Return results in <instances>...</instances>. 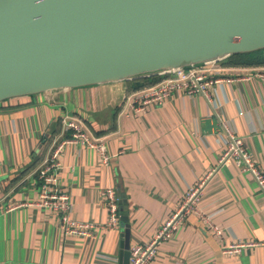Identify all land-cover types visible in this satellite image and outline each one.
Instances as JSON below:
<instances>
[{"label":"crops","instance_id":"0c3cea01","mask_svg":"<svg viewBox=\"0 0 264 264\" xmlns=\"http://www.w3.org/2000/svg\"><path fill=\"white\" fill-rule=\"evenodd\" d=\"M127 82L0 102V264H120L124 226L120 219L118 227L107 225L101 193L113 189L126 202L119 214L129 218L131 247L151 241L201 181L199 215L187 214L149 264H264V196L247 171L220 163L224 145L215 115L243 138L264 171V82L220 84L212 107L198 95L172 94L140 113L133 110L138 104H126ZM65 115L105 138L110 158L105 165L95 150L77 144H65L61 153L59 183L70 196L71 219L95 226L86 237L64 235L52 213L27 205L38 198L42 163L68 135ZM17 204L24 206L6 213ZM212 226L226 244L258 245L224 255Z\"/></svg>","mask_w":264,"mask_h":264},{"label":"water","instance_id":"95a60500","mask_svg":"<svg viewBox=\"0 0 264 264\" xmlns=\"http://www.w3.org/2000/svg\"><path fill=\"white\" fill-rule=\"evenodd\" d=\"M262 49L264 0H0V102ZM120 222L128 264V216Z\"/></svg>","mask_w":264,"mask_h":264},{"label":"built area","instance_id":"2783aa9c","mask_svg":"<svg viewBox=\"0 0 264 264\" xmlns=\"http://www.w3.org/2000/svg\"><path fill=\"white\" fill-rule=\"evenodd\" d=\"M224 61L204 63L158 75L163 77L159 82L132 93L126 98V104L130 108H133L134 103L138 104L133 110L140 113L149 105L163 104L172 94H184L187 96H201L212 107L214 89L220 84L232 83L236 80H250L251 78L264 82V67H231L223 65L225 64ZM124 111L125 109L122 112L124 113ZM213 112L215 113V111ZM215 115L217 116L218 128L224 145L220 163L231 161L249 172L264 194L263 169L253 160L245 147L243 138L236 134L227 120L219 117L217 113ZM61 124L64 132L68 135L52 147L50 154L42 163L39 174H37L39 182L38 198L35 202L27 205L47 209L59 221L60 229L66 236H91L95 229L93 224L76 222L71 219L70 196L59 183V174L63 169L61 153L65 144L82 145L95 150L101 163L106 165L110 158L107 153L105 138L93 136L77 116L65 115L61 118ZM203 184L204 181L199 182L184 194L181 206L165 222L151 241L147 244H136L130 247L128 264H149L156 257L159 243L170 236L185 216L191 212L198 214L196 204ZM101 195L108 210L107 225L112 228L118 227L120 214L116 192L113 189H106ZM21 206H24V204L10 205L7 207L6 213ZM202 218L206 219L205 217ZM212 230L221 241L222 254L227 256L258 245L255 242L242 241L226 244L222 239V231L215 226H212Z\"/></svg>","mask_w":264,"mask_h":264},{"label":"trees","instance_id":"16d2710c","mask_svg":"<svg viewBox=\"0 0 264 264\" xmlns=\"http://www.w3.org/2000/svg\"><path fill=\"white\" fill-rule=\"evenodd\" d=\"M225 65L231 67H264V49L232 55L225 59ZM163 77L161 76H150L146 78H138L127 82L128 93H134L136 91L142 90L144 88L150 87L157 82H159Z\"/></svg>","mask_w":264,"mask_h":264},{"label":"rangeland","instance_id":"374dc122","mask_svg":"<svg viewBox=\"0 0 264 264\" xmlns=\"http://www.w3.org/2000/svg\"><path fill=\"white\" fill-rule=\"evenodd\" d=\"M67 109H71V106H67ZM216 123V121H215ZM249 173V172H248ZM250 174V173H249ZM251 178L253 179L252 175L250 174ZM254 182V181H253ZM255 183V182H254ZM255 185L257 186V188L259 189L258 185L255 183ZM259 191L261 192V194L264 196V194L262 193V191L259 189Z\"/></svg>","mask_w":264,"mask_h":264}]
</instances>
